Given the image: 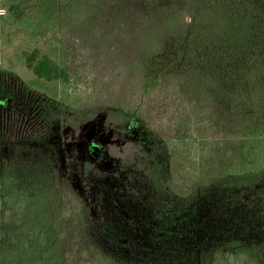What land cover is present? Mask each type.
<instances>
[{"label":"trees","instance_id":"trees-1","mask_svg":"<svg viewBox=\"0 0 264 264\" xmlns=\"http://www.w3.org/2000/svg\"><path fill=\"white\" fill-rule=\"evenodd\" d=\"M79 1L0 14L1 33L27 37L15 56L31 75L0 68V222L11 223L0 228V264H264V0ZM62 31L111 51L143 91L176 81L205 122L207 106L221 130L200 138L208 167L197 161L190 185L123 99L62 96L79 75ZM47 33V46L32 40ZM181 121L178 141L189 131Z\"/></svg>","mask_w":264,"mask_h":264},{"label":"rangeland","instance_id":"rangeland-1","mask_svg":"<svg viewBox=\"0 0 264 264\" xmlns=\"http://www.w3.org/2000/svg\"><path fill=\"white\" fill-rule=\"evenodd\" d=\"M57 1L60 2V0ZM69 2L74 7L81 5L79 0H69ZM44 3L45 0H0V14L3 9L9 7L17 10L19 15L35 14L39 12ZM22 37L26 36L19 34L9 38L7 34L0 32V68L15 71L23 79L28 80L31 77L30 73L24 69L22 63L15 56L16 47L21 43ZM57 37L58 40L61 39L60 42H62L61 45L64 48L65 41L70 39L67 40L70 41L69 55L75 59L77 70H79L78 76L68 84L59 86L64 98L75 101L77 104L97 103L112 99L116 101L117 98H121L132 108L141 112L142 115L144 114L149 119L151 128L159 134L157 137L161 136L163 140L168 142L171 150L175 152L176 177L184 185H190L195 179L198 171L197 161L204 162L205 166L208 167L205 160L208 161L206 157L209 155L211 147L206 145V142L201 144L200 138L215 137L217 131H220L221 128L217 130L212 127L214 120L209 118L212 114L206 105L202 107L203 112L200 113V116L207 119L205 122L194 112L195 110L200 112L201 107H196L192 112L190 105L191 103L195 104L192 101L193 99L191 100V97L186 95L187 92L180 85L177 86L176 81L169 83L168 87L166 86L167 88L162 86L153 90L148 88L143 91V83L138 80L132 82L128 78V71L123 67L124 64L116 60V56L111 51L95 53L92 44H89L88 48L85 47V42L79 39L78 34L74 31L68 34L62 31ZM32 40L37 41L41 46H47L48 43L54 40V37L53 34L47 33L41 38L40 36H34ZM98 43L100 44V50L103 43L101 40ZM181 118L189 120V126L186 129L189 131L186 133L187 137L184 140L178 141L177 136L180 137V133L183 137L182 132L178 133V128L183 125ZM144 135L146 134L137 129L133 131V138L136 140L143 139ZM92 151L97 152L96 145H92ZM1 209L0 207V212ZM26 219L25 217L24 220ZM65 221H67V218H62L58 224L63 225ZM16 222L14 221L12 224H16ZM46 226L50 227V233L55 232L58 227L56 224H46ZM0 228L3 229L4 233L11 229V223L7 217L1 220ZM117 233L116 228H111L110 234L112 236ZM148 235L149 231L142 229L140 234H136V237L140 240H147ZM50 243H53V240ZM186 243H190L189 238ZM51 248L59 251L60 245Z\"/></svg>","mask_w":264,"mask_h":264}]
</instances>
